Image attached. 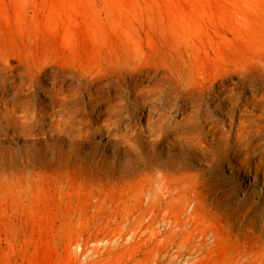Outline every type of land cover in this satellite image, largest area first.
<instances>
[{"label":"rangeland","instance_id":"374dc122","mask_svg":"<svg viewBox=\"0 0 264 264\" xmlns=\"http://www.w3.org/2000/svg\"><path fill=\"white\" fill-rule=\"evenodd\" d=\"M14 12L50 52L37 66L9 55L15 85L0 66V92L22 90L36 101L32 109L38 103L20 121L0 115V264H195L209 259L205 245L220 235L232 244L231 264H264V123L237 143L222 131L229 110L240 115L261 104L248 99L264 97V0H0V18L10 22ZM73 42L101 45L94 73L59 63ZM87 90L100 98L95 92L96 107L86 104L80 117L98 120L105 94L117 93L118 119L87 136L86 123L78 135L66 116L49 134L41 107L59 111L69 98L87 92V100ZM184 107L194 118L177 127ZM158 114L170 115L156 129L165 135L144 127ZM192 126L202 140L211 132L218 140L200 147L197 133L186 134Z\"/></svg>","mask_w":264,"mask_h":264},{"label":"bare ground","instance_id":"6f19581e","mask_svg":"<svg viewBox=\"0 0 264 264\" xmlns=\"http://www.w3.org/2000/svg\"><path fill=\"white\" fill-rule=\"evenodd\" d=\"M18 19V20H17ZM22 19H23V13L22 12H14L13 14H11V18L10 20L14 21L15 23L16 22H22ZM10 22H5L3 20V18H0V66H4L7 70H8V73L10 74V78L11 80H13V84H14V77H15V66L13 65L14 63V60L13 59H10L9 55L11 54H15L17 56H19L20 58H23L24 61L28 64V65H31V66H37L38 64L42 63V62H45L46 59H47V54L50 52V43L49 41L47 40L46 37H44V35L42 36L40 33H38V29H33L31 27V29L29 31L26 30V28H24L22 25L16 23V29L15 27L13 28V24ZM14 30H16L17 34L15 35V33L13 32ZM29 33H31L29 35ZM27 38H30V39H27ZM75 46H71L69 44H64V52L67 53V56L63 59L60 60V64L63 65L64 67H67V68H70L72 70H75L77 72H83V73H86V74H91V73H94L95 70H96V67L99 66V63L98 60H100L98 58L99 56V52H100V48H101V45L98 44V43H93V44H81V45H77L76 42H73ZM97 54V56H93ZM231 57H229L228 59H230ZM12 85V84H10ZM15 85V84H14ZM11 90V89H10ZM12 91V90H11ZM19 91L22 92V90H15V92L12 94L8 93V91H4V90H1L0 92V101H4L5 103L4 104H7V108H6V105L4 106L6 109H5V113L3 114H0V115H5V116H8L10 117L11 114L15 115L16 117L14 118H24L25 117L27 118V114L32 112L30 109H32L31 105H32V102L34 101V98H32V96L30 97V94H26V93H20ZM26 91V90H25ZM45 93L48 95V96H54V90H44ZM56 91V90H55ZM65 91V90H64ZM88 91V90H87ZM147 91V90H146ZM157 91V90H156ZM186 91H189V90H186ZM212 91V90H211ZM224 91V90H223ZM13 92V91H12ZM29 92V91H28ZM27 92V93H28ZM39 92V91H38ZM59 92V91H58ZM62 91H60L61 93ZM77 92V90H76ZM96 92V91H95ZM92 92V91H88V97L87 95L85 97H87V100H85L84 98V95L87 94V92L81 97V98H78L75 96V98H72V99H68V101H66V103H64L61 107V110L59 111H54L52 110L53 112L52 113H49L48 112V109H44V107L46 106H43L40 110V115L42 117V119L46 120V118H49L51 121H52V124L48 125L47 126V129H48V133L51 134V135H55L52 131H53V122L55 123V121H58L57 123L59 122H66V119L68 116L70 118V123L71 121H73V123L75 122V124H78L77 126L79 127V131L80 133L78 135H82V126H84V124L86 123L87 124V129L88 131L86 132L87 136L93 131V130H96V132H99V134L102 133V128H107L109 124H102V122H107V120H113L111 122H114V120H117L118 117H119V114H116L114 112V109L113 107H117V103L114 102L115 99H118L120 96L116 95L115 96H111L109 93H106L105 96L103 97L104 99H106V105H105V109L104 111H100L98 113V120L93 119L92 116H85V118L83 117H80L79 115H82L79 114V110L81 108L82 111L83 110H86L84 111L85 114L87 115L88 113V110H87V105H91L92 106V103L94 102V100H98V92ZM102 92V91H101ZM105 92V91H104ZM103 92V93H104ZM135 92V91H134ZM159 92V91H158ZM264 92V91H263ZM35 93V92H34ZM68 93V92H67ZM78 93V92H77ZM76 93V94H77ZM79 93H81V90H79ZM137 93H139V90H136V95ZM163 93V92H162ZM216 93V92H215ZM33 94V93H32ZM36 94V93H35ZM53 94V95H52ZM70 94V92L68 93V95ZM101 94V93H100ZM125 95H127L126 93H124ZM152 94V93H151ZM150 94V95H151ZM155 94V93H153ZM160 94V93H159ZM224 94V93H223ZM259 94H261L259 92ZM34 95V94H33ZM62 95V94H61ZM71 95V94H70ZM122 95V94H121ZM202 95V94H201ZM235 95V94H234ZM243 95V94H242ZM37 96V95H36ZM58 96V95H57ZM73 96V95H72ZM140 96V95H139ZM157 96V95H155ZM155 96H152V97H155ZM160 96V95H159ZM158 96V97H159ZM165 96V94H164ZM258 96V95H257ZM66 97V96H65ZM135 97V96H134ZM162 97V96H160ZM167 97V96H166ZM200 97V96H199ZM49 98V97H48ZM57 98V97H56ZM100 98V97H99ZM102 98V96H101ZM102 98V99H103ZM128 98V97H127ZM137 98V97H136ZM139 98V97H138ZM149 98V97H148ZM188 98V97H187ZM246 98V97H244ZM254 98V99H253ZM51 99L52 101V98H49ZM59 98H57V101H60L58 100ZM62 99H64V97L62 96ZM124 99V98H123ZM158 99V98H157ZM185 99V98H184ZM218 99V98H217ZM248 99V98H247ZM256 99H260L261 101V104H252L251 108L250 107H246L245 106V109H243V111L240 112V115L237 114V111L235 110H229V114H228V119L230 120V124L228 126V129H226V126H224V122H222L221 120H219V122H221L223 124V130L224 131V136L226 135L227 139L228 140H232L234 142H239L241 141V139L243 137H245L246 135H249L250 133H252L254 131V127H258V128H261L262 126L260 125L261 123H264V97L260 98V97H251L250 99H248V103H251L253 100H256ZM56 100V99H55ZM66 100V98H65ZM101 100V99H100ZM119 100V99H118ZM156 100V99H155ZM168 100V99H167ZM224 100V99H223ZM39 101V100H38ZM47 101V99H46ZM50 101V103H51ZM55 101V102H57ZM62 101V100H61ZM88 101V102H87ZM186 101V100H184ZM200 101V100H198ZM259 101V100H258ZM36 102V101H34ZM48 102V101H47ZM64 102V101H63ZM102 102V100H101ZM124 102V101H123ZM170 102L171 99H170ZM216 102V101H215ZM225 102V101H224ZM253 102H256V101H253ZM252 102V103H253ZM46 103V102H45ZM54 103V102H53ZM52 103V105H54ZM97 103V102H95ZM93 103V105L95 104ZM99 103V102H98ZM193 103V101H192ZM197 103H200V102H197ZM221 103V102H220ZM234 103V102H233ZM246 103V102H245ZM247 103V104H248ZM35 104V103H34ZM38 104V103H37ZM36 104V106L38 107V105ZM42 104V103H41ZM118 104H119V101H118ZM151 104V103H150ZM231 104V103H230ZM237 104V102H236ZM235 104V105H236ZM57 105V103H56ZM97 105V104H96ZM168 106V104H166ZM194 105H197V104H194ZM200 104H198L197 108L199 107ZM3 106V105H2ZM34 106V105H33ZM41 106V105H40ZM95 106V105H94ZM112 106V109L110 107ZM182 106V105H181ZM220 106V105H219ZM222 106V104H221ZM220 106V108H221ZM243 106V105H242ZM1 107V106H0ZM36 107V108H37ZM96 107V106H95ZM100 107V106H99ZM153 107V106H152ZM166 107V106H165ZM231 107V106H230ZM234 107V105H233ZM22 109V110H19ZM35 108V109H36ZM52 108V107H51ZM58 108V107H56ZM93 108V107H92ZM101 108V107H100ZM121 108V107H120ZM185 108V107H184ZM34 109V108H33ZM32 109V110H33ZM35 109H34V113H35ZM98 109V108H97ZM116 109V108H115ZM161 109V108H160ZM194 109V108H193ZM230 109V108H229ZM232 109V108H231ZM241 109V108H240ZM38 110V109H37ZM96 110V109H95ZM174 110V109H173ZM1 111V110H0ZM19 111H22L24 113V116H17V113ZM117 111H120L119 110V107L117 108ZM122 111V110H121ZM203 111V110H202ZM87 112V113H86ZM92 112V111H90ZM96 112V111H95ZM163 112H165L166 114V111L163 110ZM228 112V111H226ZM33 113V114H34ZM38 113V112H37ZM160 113V112H159ZM225 113V112H224ZM32 114V115H33ZM90 114V113H89ZM93 114V113H92ZM124 114V113H123ZM149 114V113H148ZM202 114V113H201ZM30 115V114H29ZM31 115V116H32ZM35 115V114H34ZM37 115V114H36ZM35 115V116H36ZM181 121L178 122V120L176 121L175 119L174 120V123L177 125V127H179L181 123L185 122V121H189V120H192L194 117H193V114L192 112L186 110H183L181 113ZM38 116V115H37ZM121 116V115H120ZM149 116V115H148ZM227 116V114H226ZM33 117V120H34V116ZM40 117V118H41ZM122 117V116H121ZM129 117V116H128ZM11 118V117H10ZM12 118V121L13 119ZM88 118V119H86ZM168 118H170V115L169 116H166V115H163V114H158V116L156 117V119H153L154 121H152V123L144 126L145 128L148 127L150 128V130L153 132L154 135H158V134H163L165 135L163 132L162 133H158V131L156 129H161V128H164L166 125V122L168 121ZM206 118V117H205ZM209 119V117H207ZM218 118V117H217ZM216 118V119H217ZM223 118V117H222ZM31 119V118H30ZM36 117H35V121H36ZM59 119V120H57ZM151 119V118H150ZM165 119H167V121H165ZM220 119V118H219ZM1 120V119H0ZM38 120V119H37ZM41 120V119H39ZM123 120V118L121 119ZM147 120V119H146ZM11 121V119L9 120ZM17 121V120H15ZM18 121H20L18 119ZM35 121L34 124H35ZM136 121V120H135ZM141 119L138 120L137 122L135 123H130V125H134V129L137 130V134L140 133V130H144V129H141L142 128V124L140 123ZM211 121V120H210ZM2 122V121H1ZM7 122V120H6ZM44 122V121H41V123ZM110 122V123H111ZM214 122V121H213ZM3 123V122H2ZM22 123V122H21ZM31 123V122H30ZM109 123V122H108ZM116 123V122H115ZM118 123V122H117ZM198 123V121H197ZM13 124V123H12ZM24 124V123H23ZM26 124V123H25ZM34 124L32 125V128L34 127ZM112 124V123H111ZM114 124V123H113ZM145 124V123H144ZM172 125V123H169ZM168 124V125H169ZM195 124V123H194ZM216 124V123H215ZM5 125V124H4ZM9 125H11V123L9 122ZM29 125V124H28ZM129 125V123H128ZM129 126H126L127 128L130 127ZM179 125V126H178ZM197 125V124H196ZM204 125V124H203ZM217 125V124H216ZM213 126V127H216ZM220 125V124H219ZM226 125V124H225ZM2 126V125H1ZM13 126V125H12ZM25 126V125H22V127ZM39 126V124H38ZM63 126V125H62ZM68 126V122H67V125ZM74 126V125H73ZM72 126V128H73ZM118 126V124L116 125ZM173 126V125H172ZM171 126V127H172ZM191 125H189L190 127ZM218 126V125H217ZM28 127V126H27ZM65 127V126H64ZM86 127V126H84ZM119 127V126H118ZM132 127V126H131ZM130 127V128H131ZM143 127V128H144ZM176 127V126H175ZM182 127V126H181ZM186 127V126H185ZM193 127L195 126H192L189 130H187L186 134L188 133H191V134H196L197 133V137H198V140H199V143H196V145L199 144L200 147H205L206 148V145L212 141V140H218V136H217V133L215 132H211L215 129L212 128V130L210 131L211 133L208 134L210 135V140L209 141H205V140H202L201 136L203 133H200V129L196 131V129H193ZM204 127V126H203ZM202 127V128H203ZM220 127V126H219ZM264 127V126H263ZM10 128V127H9ZM16 128V127H15ZM37 128V127H36ZM45 128V127H44ZM75 128V126H74ZM124 128V129H122ZM127 128H125L124 126L123 127H120L119 128V131L120 130H126ZM129 128V129H130ZM170 128V126H169ZM211 128V127H210ZM1 129V128H0ZM3 129V127H2ZM18 129H21V128H18ZM17 129V130H18ZM66 129L69 130V128L67 127ZM71 129V128H70ZM134 129L132 131H134ZM176 129V128H175ZM181 129V128H180ZM198 129V128H197ZM204 129V128H203ZM201 129V130H203ZM207 129V128H206ZM205 129V130H206ZM26 130H28V128H26ZM31 131L27 132V133H30L32 132V129H30ZM35 130V129H34ZM46 130V129H45ZM55 130V129H54ZM164 130V129H163ZM169 130V129H168ZM179 130V129H178ZM177 130V131H178ZM10 131V130H9ZM12 131V129H11ZM14 131V130H13ZM16 131V129H15ZM59 131V130H57ZM61 131V130H60ZM78 131V129H77ZM104 131V130H103ZM161 131V130H160ZM159 131V132H160ZM215 131H218V130H215ZM5 132V131H3ZM2 132V133H3ZM18 132V131H17ZM23 132V131H21ZM35 133L37 131H34ZM76 132V131H75ZM73 132V133H75ZM124 132V131H123ZM127 132V131H126ZM170 132V131H169ZM175 132V131H174ZM203 132V131H201ZM207 132H209L207 130ZM206 132V133H207ZM0 133V134H2ZM78 133V132H77ZM120 133V132H119ZM129 133V131L127 132ZM144 133V132H143ZM142 133V134H143ZM185 133V132H184ZM24 134V133H22ZM31 134V133H30ZM48 134V135H49ZM68 134V133H66ZM123 134V133H122ZM179 134V132H178ZM177 134V136H178ZM205 134V133H204ZM223 134V133H222ZM4 135V134H3ZM103 135V134H102ZM207 134L206 135H203V136H208ZM6 136V135H5ZM8 136V135H7ZM59 136V135H58ZM73 136V134H72ZM105 136V135H104ZM223 136V135H222ZM148 137V136H147ZM165 139L167 138V135L164 136ZM156 137H154L153 139H155ZM177 138V137H176ZM205 138V137H204ZM208 138V137H206ZM160 137L158 136L156 140H153L154 143L155 142H162L161 140H163V138H161L160 140ZM137 140V139H136ZM151 141V140H150ZM152 142V141H151ZM228 146V143L226 144ZM169 146V145H168ZM140 147V146H139ZM235 147V146H233ZM202 148V149H203ZM209 148V147H208ZM230 148V147H229ZM237 148V147H236ZM260 148V147H259ZM81 149V145L80 144H77V143H74L72 145V150L75 152L76 150H79ZM235 149V148H234ZM30 150V149H29ZM205 151V149H203ZM245 150V149H244ZM57 151V150H56ZM203 151V152H204ZM207 152V151H206ZM14 153V152H13ZM229 153V152H228ZM42 154V153H41ZM208 154V153H207ZM56 155V154H55ZM57 156V155H56ZM73 156V155H72ZM23 157V156H22ZM141 159V158H140ZM256 160V159H255ZM61 161V160H60ZM35 162V161H34ZM264 161H262L263 163ZM260 163V161H259ZM33 164V163H32ZM35 164V163H34ZM264 164V163H263ZM147 167H150L151 166V163L150 161L146 163ZM1 166V165H0ZM243 167H238L239 170H245L247 169L248 167H246L245 165H243ZM252 167V165H251ZM260 167V166H258ZM257 167V168H258ZM74 168V167H73ZM83 168V167H82ZM260 170V169H258ZM264 170V169H263ZM246 171V170H245ZM250 171V170H249ZM261 171V170H260ZM251 172V171H250ZM264 172V171H263ZM71 174V173H69ZM112 174V173H111ZM264 175V174H263ZM73 176V175H72ZM76 176V174H75ZM258 176V175H257ZM257 176H252L253 179H255L256 181L259 179ZM61 180V179H60ZM75 182V181H74ZM89 182V181H88ZM54 184V183H53ZM62 185V184H61ZM55 186V185H54ZM182 187V186H181ZM183 189V188H182ZM181 189V191H182ZM174 190V188H173ZM176 190H174V194H176L175 192ZM180 190H178L179 192ZM177 192V193H178ZM169 193V192H168ZM172 194V193H171ZM165 195V194H164ZM171 196V195H170ZM176 196V195H174ZM47 197V196H46ZM52 198V197H51ZM157 198V197H156ZM161 198V197H160ZM175 198V197H174ZM172 197V199H174ZM177 199V198H176ZM175 200V199H174ZM178 201V200H177ZM250 207V206H249ZM252 208V207H251ZM246 211V210H245ZM244 211V212H245ZM199 212V207L195 206L194 207V213H198ZM245 215V213H243ZM206 247V250H207V258L209 257V259L207 260H203V259H195L194 262L195 264H231V258H230V254H229V251L232 247V244L230 243L229 239H227V237H223V235H220V236H214L212 237V239L207 242V244L205 245ZM204 258V257H203Z\"/></svg>","mask_w":264,"mask_h":264}]
</instances>
